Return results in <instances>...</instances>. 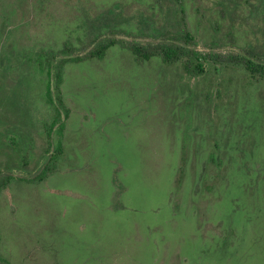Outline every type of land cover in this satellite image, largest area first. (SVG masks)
I'll return each mask as SVG.
<instances>
[{
	"label": "rangeland",
	"instance_id": "374dc122",
	"mask_svg": "<svg viewBox=\"0 0 264 264\" xmlns=\"http://www.w3.org/2000/svg\"><path fill=\"white\" fill-rule=\"evenodd\" d=\"M247 60L264 0H0V264H264Z\"/></svg>",
	"mask_w": 264,
	"mask_h": 264
},
{
	"label": "trees",
	"instance_id": "16d2710c",
	"mask_svg": "<svg viewBox=\"0 0 264 264\" xmlns=\"http://www.w3.org/2000/svg\"><path fill=\"white\" fill-rule=\"evenodd\" d=\"M110 47V44H103L102 46H100L95 52L94 54L96 56H103L104 53L106 52V50ZM133 50L135 51V53L137 55H139L140 57H143L145 59H149L151 58L153 55H155L152 52H148L145 51L142 47L140 46H134ZM93 54V55H94ZM189 53H187L183 48H179V47H165L162 51H160V56L166 61V62H172L178 59L183 58V56L188 55ZM196 57L198 56V54L196 52L193 53ZM247 67L248 69L252 72V74H256V73H264V65L262 64H256L251 60H247ZM198 66H202L201 64ZM202 69V68H201Z\"/></svg>",
	"mask_w": 264,
	"mask_h": 264
}]
</instances>
